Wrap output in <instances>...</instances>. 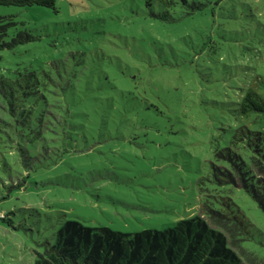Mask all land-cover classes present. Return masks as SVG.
<instances>
[{
    "label": "rangeland",
    "instance_id": "rangeland-1",
    "mask_svg": "<svg viewBox=\"0 0 264 264\" xmlns=\"http://www.w3.org/2000/svg\"><path fill=\"white\" fill-rule=\"evenodd\" d=\"M54 5H0L10 34L34 36L0 50L2 77L31 73L21 107L1 95L0 212L12 222L0 219V264H32L65 219L164 229L225 195L264 227L242 189L212 176L237 124L264 129L235 109L250 84L264 93V0Z\"/></svg>",
    "mask_w": 264,
    "mask_h": 264
},
{
    "label": "trees",
    "instance_id": "trees-1",
    "mask_svg": "<svg viewBox=\"0 0 264 264\" xmlns=\"http://www.w3.org/2000/svg\"><path fill=\"white\" fill-rule=\"evenodd\" d=\"M156 1L165 8L178 3L189 5V0ZM34 4L57 11L55 0H0V5ZM15 23L12 15H0V50L13 49L34 38L23 29L10 34L9 27ZM29 77L31 73L20 69L11 76L0 74V102L4 103L1 95H10L21 107L28 94ZM258 79L263 80L259 76ZM14 101L9 100V104L14 105ZM235 103L237 113L245 119L264 116V93L252 84L237 96ZM215 155L220 163H212L213 181L242 189L264 215V129L246 121L237 124L228 143L217 148ZM210 203L207 200L200 213L180 218L164 229L129 232L65 219L57 228L53 243L45 241L42 250H33L32 264H241L238 249L251 250L264 259V227L254 224L230 196H221L218 208ZM0 213V219L11 224L8 214Z\"/></svg>",
    "mask_w": 264,
    "mask_h": 264
},
{
    "label": "built area",
    "instance_id": "built-area-1",
    "mask_svg": "<svg viewBox=\"0 0 264 264\" xmlns=\"http://www.w3.org/2000/svg\"><path fill=\"white\" fill-rule=\"evenodd\" d=\"M0 215H2V213H0Z\"/></svg>",
    "mask_w": 264,
    "mask_h": 264
}]
</instances>
